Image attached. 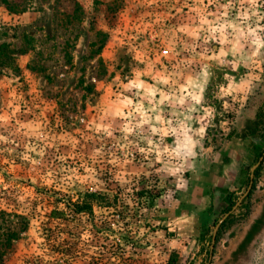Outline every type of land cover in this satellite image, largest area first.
Here are the masks:
<instances>
[{
  "label": "rangeland",
  "instance_id": "obj_1",
  "mask_svg": "<svg viewBox=\"0 0 264 264\" xmlns=\"http://www.w3.org/2000/svg\"><path fill=\"white\" fill-rule=\"evenodd\" d=\"M0 264H264V0H0Z\"/></svg>",
  "mask_w": 264,
  "mask_h": 264
},
{
  "label": "trees",
  "instance_id": "obj_2",
  "mask_svg": "<svg viewBox=\"0 0 264 264\" xmlns=\"http://www.w3.org/2000/svg\"><path fill=\"white\" fill-rule=\"evenodd\" d=\"M254 173H256V172H254ZM92 198H93V197H92ZM93 199H94V198H93ZM227 201H228V202H231L230 198L227 197ZM84 207H85V206H82V204L75 203V204L73 205V207L71 208V210L74 211V212H81V211L84 210ZM59 213L62 214L63 212L60 211ZM10 235H11L10 238H14V237H15V236H14V235H15V232H11Z\"/></svg>",
  "mask_w": 264,
  "mask_h": 264
},
{
  "label": "water",
  "instance_id": "obj_3",
  "mask_svg": "<svg viewBox=\"0 0 264 264\" xmlns=\"http://www.w3.org/2000/svg\"><path fill=\"white\" fill-rule=\"evenodd\" d=\"M258 163H259V162H257V164H258ZM257 164L254 165L252 169H254V168L257 166ZM252 176H253V174H251L250 184H249V186H248V188H247L246 193L249 191V189H250V187H251ZM227 215H228V213L225 214V216H227ZM225 216H223V217L218 221V223L215 225V228H214V231H213V235H212V243H213V241H214V239H215V234H216V232H217V229H218L220 223L224 220Z\"/></svg>",
  "mask_w": 264,
  "mask_h": 264
},
{
  "label": "built area",
  "instance_id": "obj_4",
  "mask_svg": "<svg viewBox=\"0 0 264 264\" xmlns=\"http://www.w3.org/2000/svg\"><path fill=\"white\" fill-rule=\"evenodd\" d=\"M163 52H164V53H166V52H167V50H166V49H164V50H163Z\"/></svg>",
  "mask_w": 264,
  "mask_h": 264
}]
</instances>
